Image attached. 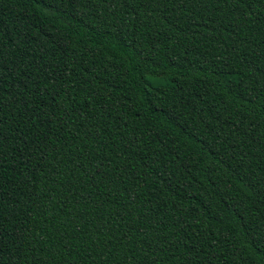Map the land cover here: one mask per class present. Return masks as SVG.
<instances>
[{"label":"trees","instance_id":"obj_1","mask_svg":"<svg viewBox=\"0 0 264 264\" xmlns=\"http://www.w3.org/2000/svg\"><path fill=\"white\" fill-rule=\"evenodd\" d=\"M0 264H264V0H0Z\"/></svg>","mask_w":264,"mask_h":264}]
</instances>
